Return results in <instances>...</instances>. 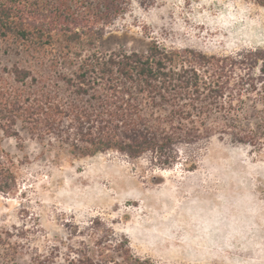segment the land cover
Listing matches in <instances>:
<instances>
[{
    "label": "trees",
    "instance_id": "trees-1",
    "mask_svg": "<svg viewBox=\"0 0 264 264\" xmlns=\"http://www.w3.org/2000/svg\"><path fill=\"white\" fill-rule=\"evenodd\" d=\"M130 6L0 0V131L21 149L19 125L57 159L116 152L160 169H195L183 149L214 137L264 145V50L207 54L155 37L144 51L98 49ZM17 188V163L0 139V194ZM93 225L92 244L67 246L64 264H154ZM6 240L0 231V246Z\"/></svg>",
    "mask_w": 264,
    "mask_h": 264
},
{
    "label": "rangeland",
    "instance_id": "rangeland-1",
    "mask_svg": "<svg viewBox=\"0 0 264 264\" xmlns=\"http://www.w3.org/2000/svg\"><path fill=\"white\" fill-rule=\"evenodd\" d=\"M130 1L98 49L144 51L155 37L207 54L264 50L256 0ZM17 128L21 149L0 131L18 178L0 194V264H64L67 246L92 244L93 224L154 264H264V145L214 137L183 149L195 169H160L116 152L57 159Z\"/></svg>",
    "mask_w": 264,
    "mask_h": 264
}]
</instances>
